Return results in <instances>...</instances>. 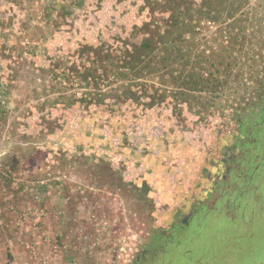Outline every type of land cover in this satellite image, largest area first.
Instances as JSON below:
<instances>
[{"label":"rangeland","instance_id":"1","mask_svg":"<svg viewBox=\"0 0 264 264\" xmlns=\"http://www.w3.org/2000/svg\"><path fill=\"white\" fill-rule=\"evenodd\" d=\"M4 2L0 264H264V0Z\"/></svg>","mask_w":264,"mask_h":264},{"label":"trees","instance_id":"2","mask_svg":"<svg viewBox=\"0 0 264 264\" xmlns=\"http://www.w3.org/2000/svg\"><path fill=\"white\" fill-rule=\"evenodd\" d=\"M250 111L242 116L241 122L244 123L246 119H255V124H259V132L264 133V98H260L255 104H250ZM254 124V125H255Z\"/></svg>","mask_w":264,"mask_h":264},{"label":"flooded vegetation","instance_id":"3","mask_svg":"<svg viewBox=\"0 0 264 264\" xmlns=\"http://www.w3.org/2000/svg\"><path fill=\"white\" fill-rule=\"evenodd\" d=\"M244 168V167H243ZM243 170H245V168L243 169ZM215 200H228V198L226 199V198H215ZM199 213V212H198ZM198 213H196L193 217L194 218H199V216H198ZM192 217V218H193ZM191 219V218H190ZM184 227V226H183ZM185 228V227H184ZM184 228H182V229H184ZM177 233V230H176V232H175V234ZM171 237V238H170ZM177 236L176 235H170V236H167L165 239H166V242H174L175 240H177V238H176ZM178 241V240H177ZM170 242V243H171Z\"/></svg>","mask_w":264,"mask_h":264},{"label":"crops","instance_id":"4","mask_svg":"<svg viewBox=\"0 0 264 264\" xmlns=\"http://www.w3.org/2000/svg\"><path fill=\"white\" fill-rule=\"evenodd\" d=\"M5 0H0V12H7L6 11V2H4ZM9 1V0H8ZM257 143V142H256Z\"/></svg>","mask_w":264,"mask_h":264},{"label":"built area","instance_id":"5","mask_svg":"<svg viewBox=\"0 0 264 264\" xmlns=\"http://www.w3.org/2000/svg\"><path fill=\"white\" fill-rule=\"evenodd\" d=\"M42 263H43V264H48L49 262H48V261H43Z\"/></svg>","mask_w":264,"mask_h":264}]
</instances>
